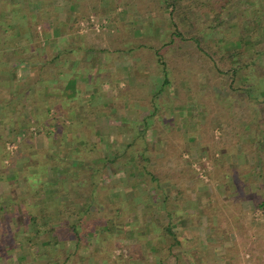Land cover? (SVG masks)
I'll return each instance as SVG.
<instances>
[{"label": "rangeland", "instance_id": "rangeland-1", "mask_svg": "<svg viewBox=\"0 0 264 264\" xmlns=\"http://www.w3.org/2000/svg\"><path fill=\"white\" fill-rule=\"evenodd\" d=\"M5 3L8 4V0H0V5ZM31 3L29 6L32 10L41 8V0H32ZM44 3L47 11H57L62 16L65 13L73 16L75 11L78 15L84 12V6L80 0H44ZM87 5L88 12L81 15L82 20L78 24L81 23V31H95L94 36L91 37L92 41H106L102 38L105 36L102 32L107 26L105 18L111 17L116 12L127 15V17L131 16L132 18L128 19L130 21L128 29L132 28L131 31H136L138 37L144 31L145 36L132 39V33L126 32L128 31L126 29L125 35L122 33L125 42L123 40L121 44L119 41L109 42L110 49L120 48L126 51L140 45L142 41L156 42L162 39L161 35L165 31L166 24L158 22L153 13L148 14L146 22H143L144 20L140 19L137 13L136 5L124 7L118 3V0H88ZM2 8L4 7L0 6V10ZM242 16L264 19V0H249L248 5L241 6L227 17L230 25L227 35L211 33L205 38L208 37L207 39H210L208 41L213 44L216 42L219 47L224 48L222 45L237 37L245 45L240 51L241 55L244 54L251 45H256L257 42L251 40L249 33L253 30L241 24ZM51 18L53 21L46 22L47 26H53L58 22L56 13ZM91 18L95 19L99 27H92ZM257 31L259 34L262 33L260 30ZM126 35L131 39L125 40ZM262 38L264 40V34ZM113 39L116 38L113 37ZM52 40L49 38L46 45L53 47L55 42ZM139 53L140 55L136 56L125 54L127 58L123 56V59L127 64H130L132 59H137L145 70L144 75L138 81H135L136 76L131 77V72L129 74V83L134 85L130 86V89L139 88V91L146 96L144 105L139 100H135V103H131L130 100L131 104L129 103V107H133L132 104H138V108L130 109L132 112L136 111V114L139 113L142 125H134V128L133 125H126V127L122 125L128 130L106 132L104 129L108 125V119L97 118L96 128L99 132L81 133L84 137L83 141L78 138V141L72 140L67 143L68 149L77 148V154L73 155L76 162L72 164L62 160L58 165L60 168L58 171L65 173L59 177L62 180L59 187L62 190L67 186L70 190L67 199L70 203L76 201L73 207L77 210L85 203L81 198V193L85 195L91 193L90 179L95 174L93 170L86 172L82 169L85 165H95L102 156H107V159L112 161L109 166L107 165V169H103L100 176L101 185L94 193L99 204L95 203L90 210L95 214L90 215L89 218L86 217L83 226L82 224L79 226L80 234L78 232L77 235L82 239L80 248H77L72 240L76 235L67 228L78 221L77 217L70 216L73 207L62 214L59 211V218L62 220L41 223L39 219L37 222L45 228H47L45 224H49V227L52 224L55 228L60 226V239L53 244L49 241L52 237L51 233L37 234L36 227L33 230L31 224L26 226L23 224L19 230L16 229L17 225L11 221L13 219L11 216L15 215L14 211L18 206L12 208L11 212L9 208L12 203L1 199L6 214H4V219L0 217V221H5L7 226L2 231V225H0V264H47L56 253H59V263L64 262L65 264H103L101 260L106 255H110L111 258L104 264H193L188 258L190 256L196 259V264H264V209L258 207L260 202L264 201V155H262L264 149L259 144L264 131V114L256 115V111L264 113V96L261 95L264 92V81H251L252 98L248 99L249 97L245 96L246 93L240 94L235 105L230 108V114L228 113L227 116L221 114L219 117L221 121H224L226 117L225 123L222 122L220 126L204 133L200 129L199 121L204 122L205 116L196 112L193 107V102L197 101L196 95L191 94L193 101H190L189 95L186 98L187 102L180 103L179 106H174L175 101L168 99V97L177 98L179 88L188 93L193 87L187 85L184 79H179L178 76L175 83L177 87H167L163 93L158 94L163 76L155 72L156 67L150 72L147 66L150 63L152 67L156 62V57L150 52L144 54L139 50ZM166 54L170 55L167 52ZM194 60L197 68L208 69L210 65L198 56H195ZM260 61L264 64V58H260ZM191 69L188 67L185 75L192 76L194 71ZM206 75V71H201L197 73L196 80L193 79L200 93L207 91ZM225 86L223 83L218 85L215 91L216 98L211 95L206 97L208 103L219 102L223 112L225 111L223 99L230 98ZM150 96H156L159 102L164 101L163 110L167 113L165 116L161 114V110L154 116H149L150 109H152L149 104ZM128 98L131 99L129 95L126 99ZM179 111H187L186 118L180 119ZM217 114L218 111L213 113L214 116ZM170 117L172 120H168ZM240 117L243 120H240ZM160 118L163 120L162 124L158 122ZM69 134L71 133L56 131V129L46 132L45 129L33 126L25 132L24 140L20 139L17 142L12 141L11 138L8 139V134L5 132L0 135L4 139L3 142L7 143L0 148V156L6 159L12 158L14 165L17 162L18 180L15 188L20 193L24 188L29 189L31 199L28 198L26 202L32 204L36 212L40 213L39 209L43 208L40 206L39 198L41 193L45 192L47 184L41 180L36 189L26 185L21 170L25 164L22 162L24 158L29 157L26 164L29 168L36 167V157H41L46 164L44 171H47V168L53 169L57 163L51 161L47 163V157L55 155L53 149L60 150L61 148L59 146L47 147L53 145V139H60L62 135L67 137ZM178 134L179 137L176 139L175 135ZM111 139L116 141L113 146ZM25 141L29 143L28 147H23ZM107 142L108 147L105 145ZM171 143L175 146H171ZM28 150L32 153L24 155ZM60 155L64 160L69 157L64 151ZM19 158L23 161L20 162ZM132 161L137 164L142 163L149 172L143 176L133 171L129 163H133ZM6 166L7 176L12 177L15 167L7 164ZM31 169L34 170V168ZM245 172L246 176L242 175ZM153 176L166 182L157 186V183L152 180ZM73 179L82 185L74 191H72ZM64 181L65 184L62 183ZM175 181H178L179 186L177 187L183 190L178 196V191H174L170 184ZM39 188H41L40 191ZM160 190L164 192L161 193ZM167 194L171 196L174 204L170 203V209L165 210L164 195ZM73 195L80 197L79 200L70 198ZM14 201V203L21 202L18 199ZM118 208H121L119 212L116 210ZM45 212L51 214L52 210L50 208ZM42 217L43 215L40 216ZM169 224L173 236L167 232L166 226ZM105 225L109 228L107 231L102 229ZM110 228L114 231L110 232ZM13 233H16V236H13ZM174 238L181 245H175L169 249L167 245L170 246ZM11 245L16 246L9 249ZM52 246H55L57 251ZM164 256L166 258L162 260ZM130 259L132 261L128 263Z\"/></svg>", "mask_w": 264, "mask_h": 264}, {"label": "crops", "instance_id": "crops-1", "mask_svg": "<svg viewBox=\"0 0 264 264\" xmlns=\"http://www.w3.org/2000/svg\"><path fill=\"white\" fill-rule=\"evenodd\" d=\"M31 2L32 0H8V4L0 5L5 8L0 10V135L5 132L8 134V139L17 142L20 139L24 140L25 132L33 126L45 129L46 132L56 129L71 133L67 137L62 135L60 139L52 140L53 145L47 148L59 146L61 149H53L55 155L47 157V163L51 161L56 162L57 165L53 169L47 168V171L40 175L43 183L47 184L45 192L41 193L39 198L40 206L45 211L51 208L53 213H51L53 217L41 218V223H53L55 220H62L59 218V211L62 214L76 204L74 203L76 201L71 202L72 204L68 201L67 195L70 190L67 186L62 190L59 187L62 181L59 177L65 173L58 171L60 169L58 165L62 160L72 164L76 162L73 155L77 154V148L68 149L67 143L72 140L78 141V138L83 141L84 137L81 133L99 132L96 128L97 118L108 119V125L104 129L106 132L128 130L124 128L126 125H133V128L134 125H142L139 113L136 114V111L132 112L130 109L138 108V104L129 107V100L122 94L125 90H132L130 86H134L129 83L130 72L131 77L136 76L135 81H138L145 70L137 59H132L130 64L124 61L125 54L131 55L127 53L128 50L108 47L111 45L109 42L119 41L121 44L122 33L125 35L131 16L127 17L117 12L110 14L111 17L105 18L107 26L102 32L105 33L102 38L107 42L92 41L91 37L94 36L95 31L90 30L91 33L89 30H87L89 32L81 31V23L73 28L78 15L76 11L75 15L72 13L73 16L69 13L62 16L57 11L48 13L41 8L32 10L29 6ZM55 13L58 22L53 23V26H47L45 23L52 22L53 18L50 17H54ZM131 30L132 28L126 32L132 33V39L143 38L144 31L138 37L137 32ZM126 36L124 39L129 40L130 37ZM49 38L55 42L53 47L46 45ZM122 97L124 100L118 102ZM199 113L205 116V113ZM111 133L113 136V132ZM3 140L0 136V148L7 144ZM110 142L113 146L116 141ZM105 145L108 147V142ZM28 146L29 143L25 141L23 147ZM63 151L69 156L68 159H62L60 153ZM30 153L32 152L28 150L24 155ZM21 159L19 158L20 162L23 161ZM28 159L30 158L26 157L22 162L25 164V169L29 168L26 164ZM106 159L107 156H102L98 161L106 162ZM12 160L0 156L2 164L0 200L5 199L12 203L9 208L11 212L12 208L18 206L14 212L21 213L23 205L27 206V204L32 206L33 210V205L26 202L30 198L29 189L24 188L20 193L15 188L18 171H16L17 162L15 166ZM6 164L15 167L12 177L7 176ZM35 173V169H31L28 175ZM62 183L65 184V181ZM75 197L78 200L80 198ZM15 199L24 203H14ZM25 211L26 209L19 223H35ZM136 212L138 213V210ZM17 217L18 213L17 216H12L11 221L18 223ZM162 258L164 260L166 256Z\"/></svg>", "mask_w": 264, "mask_h": 264}, {"label": "trees", "instance_id": "trees-1", "mask_svg": "<svg viewBox=\"0 0 264 264\" xmlns=\"http://www.w3.org/2000/svg\"><path fill=\"white\" fill-rule=\"evenodd\" d=\"M38 1V0H36ZM88 0H80V3L84 6V12H88ZM249 0H118V3L122 6L126 7L129 5H136L137 7V13L140 17V19H143V22H146V16L148 14H154L156 16V19L158 22H164L166 24L165 31L162 33V39L159 41H152V42H145L142 41L140 45L136 47L130 48L127 53L132 55H140L139 50L143 51L144 54L146 52H150L155 55L156 62H154V65L151 67L150 63H148V69L152 72L153 68H155L156 73H160L162 78V85L160 89V93H163L165 91V88L167 87H177L176 81L178 79H184L185 83L193 88H190L189 92H185L182 88H179V96L177 98H170L173 101H175V105L178 104H185L186 98L190 95L191 100L192 95L197 96V101L193 102V107L196 112H205L204 122L202 120L199 121L200 123V129L202 132L206 133L207 131H211L213 128L220 126L222 122L225 123L226 117L224 121L220 120L221 114L224 116L230 114V111L233 105H235V101L238 99L240 94H245L248 99L252 98V94H250V85L251 81L256 80H262L264 81V64L261 63L260 58H264V40L262 38V35L264 34V19L260 18H248L245 16L241 17V24H243L246 27H249L251 30L250 36L252 42H257L256 45H251L250 48L241 55V49L245 47L244 43L238 39L237 37L232 39L231 42L226 43L225 45H222L224 48H221L215 44L211 43L210 39L205 38V36H209L211 33H224L228 34L230 30V25L227 22V17L231 16L234 12H236L241 6L248 5ZM41 9L46 12V4L44 3V0H41ZM83 13L81 15H83ZM81 15H78L76 17V22L74 24L73 28H76L78 25V22L82 20ZM204 20H202V18ZM142 22V23H143ZM257 30H260L262 33L259 34ZM137 44V42L135 41ZM147 43H151L148 45ZM190 45H187V44ZM234 46L235 48H228ZM227 48V50H225ZM224 49V50H223ZM169 53L170 55L166 54ZM136 53V54H135ZM198 56L199 59L206 60L209 67L208 69H205L204 67H196V62H194V57ZM152 61V60H151ZM194 68H193V64ZM205 64V63H204ZM191 65V66H190ZM192 68L191 70L194 71L192 76L185 75V72L187 68ZM147 70V69H146ZM201 71L207 72V91L206 93H200L197 88V84L193 79L196 80L197 73ZM197 72V73H196ZM254 72V74H253ZM192 73V72H191ZM228 82V83H227ZM225 84L227 92L230 95V98H224L223 99V105L225 106V111L223 112V108L219 104V102H211L208 103L206 101V97L211 95L213 98H216L215 91L219 84ZM237 83V85H236ZM223 89V88H222ZM122 94L123 96L129 95L131 99L128 98L129 103L130 100L133 103L135 100H139L142 105H144L146 96L144 93L140 92L138 90H125ZM155 94V95H158ZM188 94V95H187ZM192 94V95H191ZM261 95L264 96V92L261 93ZM150 115L154 116L161 110V114L165 116L166 111L163 110V102L157 100V97L150 96ZM212 98V100H213ZM219 98V97H218ZM222 98V97H221ZM221 98L219 99L221 101ZM246 98V99H247ZM123 100L120 99L121 102ZM254 100V99H253ZM168 101V100H167ZM257 101V99H256ZM179 102V103H178ZM130 103V104H131ZM216 103V104H215ZM215 104V105H214ZM179 106V105H178ZM168 110V105H167ZM264 110V109H263ZM218 111V114L216 116L213 115ZM180 119L183 117L186 118L187 111H179ZM264 114L261 111H256V115ZM191 116V114H190ZM147 119V118H146ZM168 120H172L171 117ZM183 120V119H182ZM239 120V119H238ZM240 120H243L242 117H240ZM159 124L163 123L162 118L158 119ZM240 122V121H239ZM182 124V123H181ZM263 136L261 137V141H259L260 146H262V149H264V131ZM261 134V135H262ZM176 139L179 137L178 135H175ZM171 146H175L174 143H171ZM185 148L183 149V151ZM182 159V157H181ZM110 162H112L109 159H106V162L98 161L95 165H85L83 171L88 172L89 170H93V176L90 179V185L91 193L89 195H85L81 193V198L85 202L84 207L82 209H78L77 211L73 209L71 212L72 214L70 216L79 217L78 221L76 223H73L72 225L67 226L75 235V239L72 238V240L76 243L77 248H80V241L82 240L78 234L79 232V226L83 222L86 221V217L89 218L90 215H94L95 212H91V207L95 203L99 204L98 199L94 195L93 191L98 188L100 184V176L104 168L107 169V167L110 165ZM133 162V161H132ZM36 167L33 166L31 168L35 169V174L28 175L30 173V168H23L22 173L24 177V181L26 182V185H28L30 188L36 189L38 188L39 181H41V174H44V168L46 166L45 162L43 161V158L36 157ZM102 163H105V165H102ZM132 170L137 171L141 175H146L148 173V169L145 165L142 163H131ZM108 165V166H107ZM246 176V172L242 175ZM97 175V176H96ZM243 176V177H245ZM154 177V178H153ZM152 180H154L157 183V186H160V184L166 182L164 180H161L157 178V176H153ZM72 187L73 191L77 190L78 187H81L82 185L79 184V182L76 179L72 180ZM178 182V181H177ZM177 182L170 183L172 189L177 192L178 194L182 193L183 190L179 189V184ZM38 190V189H37ZM41 188H39V191ZM161 193H163V190H160ZM76 193V192H75ZM180 197H184V195H180ZM72 199H75V196L73 195L70 197ZM5 202V199H4ZM9 202V201H6ZM3 200H0V217L4 219L6 214V211L4 207H2ZM23 204L24 201H21ZM170 203L174 204V201L171 200V196L169 194L164 195V205L165 210L170 209L169 205ZM102 204V202H100ZM174 207V205H173ZM259 208L264 209V201L260 202L258 205ZM41 208V207H40ZM21 213L17 211L15 215L17 216L18 213V223H16L17 227L16 229L19 230V227L24 224V226L31 224L32 229L36 227L35 231L37 234H52L51 239L49 240L51 243L54 244V242L58 239H60L59 236V228L58 225L56 228L50 224L51 227H49V224H45L47 228L41 226L40 223H37L39 221L40 216L43 215L42 218H48L49 216H52V214H49L45 212L43 209H39V211L36 212L32 210V206H24ZM24 209H26L25 212H27V216L32 220V222L35 223H19L23 219ZM118 212L121 210V208L116 209ZM29 211V212H28ZM123 212V211H122ZM125 212V211H124ZM171 212V211H170ZM64 213V212H63ZM171 214V213H170ZM12 217V216H11ZM85 219V220H84ZM62 224V223H61ZM0 225H2V231L5 230L7 224L5 221H0ZM65 226V224H64ZM170 227V224L166 226L168 229L167 232H169V235H172V230ZM102 229L107 231L109 228L107 226H103ZM10 231V229L8 228ZM34 230V229H33ZM110 232L114 231V229L109 230ZM80 234V232H79ZM10 235V234H9ZM54 235V236H53ZM141 235V234H140ZM142 235H144L142 233ZM13 236H16V233H13ZM145 236V235H144ZM71 240V238H67ZM29 240V239H28ZM175 245H181L179 244V241H177L174 238V242L170 244V246L167 245L169 249L174 247ZM16 246V245H15ZM15 246H10L9 249H12ZM157 247L156 245H154ZM54 247L55 251L57 249ZM112 247V245L110 246ZM61 255V253H60ZM59 253H56L53 258H51L47 264H58L60 262V257L58 258ZM111 256L106 255L101 262H109ZM190 261L193 264H196V259L193 256L188 257ZM163 260V259H162ZM132 261L131 259L128 261L130 263ZM59 264H65L64 262Z\"/></svg>", "mask_w": 264, "mask_h": 264}, {"label": "built area", "instance_id": "built-area-1", "mask_svg": "<svg viewBox=\"0 0 264 264\" xmlns=\"http://www.w3.org/2000/svg\"><path fill=\"white\" fill-rule=\"evenodd\" d=\"M90 24H91L92 27H94V28L99 27V25L96 24V21H95V19H93V18H91V20H90ZM100 26H101V25H100Z\"/></svg>", "mask_w": 264, "mask_h": 264}]
</instances>
